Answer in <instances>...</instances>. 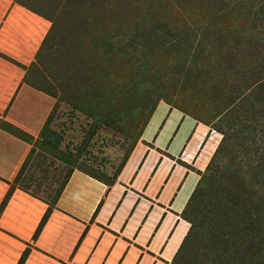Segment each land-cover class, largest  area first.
Returning a JSON list of instances; mask_svg holds the SVG:
<instances>
[{"label": "rangeland", "instance_id": "obj_1", "mask_svg": "<svg viewBox=\"0 0 264 264\" xmlns=\"http://www.w3.org/2000/svg\"><path fill=\"white\" fill-rule=\"evenodd\" d=\"M20 1L51 21L24 84L53 103L44 131L32 136L21 185L52 203L76 170L113 183L166 104L221 141L185 210L191 232L175 264H264V1H235L230 11L202 0H150L152 12L145 0ZM159 13L174 32L169 40L192 44L153 43L142 60L118 51L138 46L137 33L153 30ZM6 124L0 119V129Z\"/></svg>", "mask_w": 264, "mask_h": 264}, {"label": "crops", "instance_id": "obj_2", "mask_svg": "<svg viewBox=\"0 0 264 264\" xmlns=\"http://www.w3.org/2000/svg\"><path fill=\"white\" fill-rule=\"evenodd\" d=\"M50 28L17 0H0V119L34 138L53 103L24 79ZM210 136L159 104L113 183L74 171L36 239L49 205L15 189L0 213V264H18L26 249L24 264H175ZM30 149L0 129V206Z\"/></svg>", "mask_w": 264, "mask_h": 264}, {"label": "trees", "instance_id": "obj_3", "mask_svg": "<svg viewBox=\"0 0 264 264\" xmlns=\"http://www.w3.org/2000/svg\"><path fill=\"white\" fill-rule=\"evenodd\" d=\"M145 1H146L147 10H149V11L152 12V11H154V9H156L153 2H151L150 0H145ZM235 1L237 2V6L239 8V7H242L243 2L245 0H202L203 3L204 2H207V3H210L211 2V5H213V6L216 5V7L222 8L223 10H225L226 7H231L232 6V9H230V11L238 10V9H236L237 7L234 6V2ZM253 1H255V0H251V6L254 4ZM256 1H264V0H256ZM17 2L19 4L25 6L29 10H31V11L39 14V15H42L41 13H39L36 10L32 9L31 7H28L27 5H25L22 1L17 0ZM157 9L159 10V8H157ZM160 15H161V13L157 14V16L156 17H153V19L151 21V24L153 26V30L149 31L145 35L144 34L137 33L136 37H137V40L140 42L139 45L137 44L138 46H136V42L135 41H132L131 43H129V42L126 43L124 47H119L118 48V51L119 52H122V51H124L126 49L127 51L125 52V54H128L129 52H133V54H138V58L142 60V59H145L146 58V49H148V46H152L151 44H153V43H154V46H153L154 49H158V48H171V47L180 48L181 46H185V45L186 46H189L190 44H192L191 42L173 43V41L169 40V37L172 34H174V32L171 30V28H172L171 27V24L166 19L168 16H164V17L162 16V18L159 19V16ZM51 30L52 29L50 28L49 31H51ZM46 38H45V40H46ZM44 43H45V41L43 42V44ZM199 43H200V41H199ZM43 44H42V46H43ZM106 45L109 46V47H111V48L113 47V44L111 42H106ZM41 49H42V47H41ZM41 49H40V51H41ZM154 51L156 52L157 50H154ZM51 115L48 117V120L50 119ZM150 119H149V121H150ZM149 121H148V123H149ZM148 123L146 124V126L148 125ZM146 126H145V128H146ZM145 128H144V130H145ZM4 130L6 132L14 135L15 137L21 139L22 141L28 143V144L33 145L32 142L35 141V139L32 136L24 133L23 131H21V130L15 128V127H13L10 124H6V128ZM42 130L44 131V128ZM43 139L45 141H47V142H51V140L48 137H43ZM54 143L56 145H58L59 144V141L57 140ZM34 153H35V146L33 145L32 148H31V150H30V152H29V155L27 156V158L23 162V164H22V166H21V168H20V170H19V172H18L15 180L13 181V183L10 184V189L7 192L5 198H4V200H3V202H2V204L0 206V213L6 207V205L9 202V200H10V198H11V196H12V194H13V192H14L15 189L23 190V191L29 193L31 196H33L35 198H38V199L44 201L45 203H47L49 205V209L47 210L46 214L42 218V220H41V222H40V224H39V226H38V228H37V230H36V232L34 234V239H36L38 237L40 231L42 230L43 226L45 225L47 219L49 218V216L51 214V211H52V207L56 204L59 196L61 195L62 191L64 190V188H65V186H66V184H67V182H68V180H69V178H70V176H71L72 173L70 174V176L68 177V179L65 181L64 185L62 186V188L60 189V191L58 192V194L55 196V198L52 201V203H48L47 201L43 200L42 198H40V197L32 194L30 192V189L28 187H24V186L21 185V177L24 175L25 168L29 165V163L31 161V158H32V156H33ZM190 232H191V228H189V230H188V232H187V234H186V236H185V238L183 240L184 242H185V240L188 237V235H189ZM184 242H183V244H184ZM28 254H29V249H26L24 251L21 259L19 260L18 264H24V262H25V260H26V258L28 256Z\"/></svg>", "mask_w": 264, "mask_h": 264}, {"label": "bare ground", "instance_id": "obj_4", "mask_svg": "<svg viewBox=\"0 0 264 264\" xmlns=\"http://www.w3.org/2000/svg\"><path fill=\"white\" fill-rule=\"evenodd\" d=\"M220 137L217 134H214V136L211 138L205 152L200 156L199 160V166L204 167L207 164L208 159L210 158L211 154L219 144ZM221 142V141H220ZM138 153V152H137ZM215 153V152H214ZM133 163V162H132ZM182 239V238H181ZM176 240V239H175ZM179 241V240H178ZM176 245V244H175Z\"/></svg>", "mask_w": 264, "mask_h": 264}]
</instances>
